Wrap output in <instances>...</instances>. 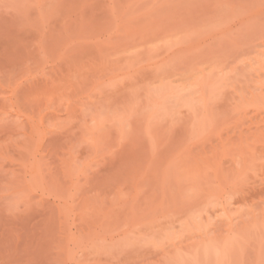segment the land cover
Wrapping results in <instances>:
<instances>
[{"label": "rangeland", "instance_id": "1", "mask_svg": "<svg viewBox=\"0 0 264 264\" xmlns=\"http://www.w3.org/2000/svg\"><path fill=\"white\" fill-rule=\"evenodd\" d=\"M0 264H264V0H0Z\"/></svg>", "mask_w": 264, "mask_h": 264}]
</instances>
